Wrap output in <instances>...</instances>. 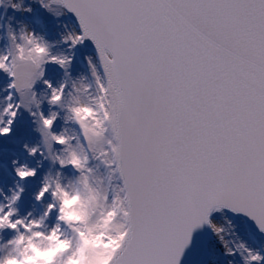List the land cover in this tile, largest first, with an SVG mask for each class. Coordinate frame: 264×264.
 <instances>
[{
    "label": "snow or ice",
    "instance_id": "1",
    "mask_svg": "<svg viewBox=\"0 0 264 264\" xmlns=\"http://www.w3.org/2000/svg\"><path fill=\"white\" fill-rule=\"evenodd\" d=\"M37 3L75 22L49 38L30 0H0V136L29 137L0 218L30 183L55 203L47 162L115 211L109 264H264V0Z\"/></svg>",
    "mask_w": 264,
    "mask_h": 264
},
{
    "label": "clouds",
    "instance_id": "2",
    "mask_svg": "<svg viewBox=\"0 0 264 264\" xmlns=\"http://www.w3.org/2000/svg\"><path fill=\"white\" fill-rule=\"evenodd\" d=\"M37 2L30 0V3ZM32 31L27 30L29 38ZM38 36L43 37V34L38 33ZM27 51L30 56H41L45 48L43 43L33 41ZM76 115L86 125L97 119L86 103L78 107ZM30 171L25 169L24 175ZM43 176L47 179L42 187L52 191L55 203L47 206L43 214H34L31 210L20 215L13 209L14 221L9 220L8 214L0 218V264H109L122 239L119 225L114 222L115 211H105L98 191L91 188L87 179L74 189L70 186L71 178L59 169H47ZM58 184L62 185L59 190ZM42 195L43 192L37 195V202L40 203ZM51 208L57 210L55 219L51 217ZM6 232L11 233L7 238Z\"/></svg>",
    "mask_w": 264,
    "mask_h": 264
},
{
    "label": "rangeland",
    "instance_id": "3",
    "mask_svg": "<svg viewBox=\"0 0 264 264\" xmlns=\"http://www.w3.org/2000/svg\"><path fill=\"white\" fill-rule=\"evenodd\" d=\"M33 13L30 19L36 18L42 21L44 29L40 28V25H34L38 31L45 30L47 28L51 36L55 35L56 32L62 31V24H71L68 15L61 16L59 18L52 16L45 9H43L38 3H33ZM0 77H3V74L0 73ZM35 137H31L34 139ZM23 139H29V137H21V134L18 132L16 137L11 136H0V183L4 187V191L7 194L8 189L12 187L14 175V169L11 166V162L17 158H23L25 153L23 152ZM19 163V160H17ZM48 163L44 162L40 166L41 179L43 173L48 169ZM34 190V183H30L27 192L25 193L24 200L21 202L19 207V214L24 215L28 211L33 210L32 205H36V211L34 214L40 213V203L34 201L32 197V192ZM54 219V218H53ZM5 238L11 235L10 232H6Z\"/></svg>",
    "mask_w": 264,
    "mask_h": 264
},
{
    "label": "water",
    "instance_id": "4",
    "mask_svg": "<svg viewBox=\"0 0 264 264\" xmlns=\"http://www.w3.org/2000/svg\"><path fill=\"white\" fill-rule=\"evenodd\" d=\"M68 15H69V17L71 18V20L75 22V17H74V15L71 14V13H68Z\"/></svg>",
    "mask_w": 264,
    "mask_h": 264
},
{
    "label": "bare ground",
    "instance_id": "5",
    "mask_svg": "<svg viewBox=\"0 0 264 264\" xmlns=\"http://www.w3.org/2000/svg\"><path fill=\"white\" fill-rule=\"evenodd\" d=\"M45 30L49 33V38H51L52 33H50L47 28H45Z\"/></svg>",
    "mask_w": 264,
    "mask_h": 264
}]
</instances>
